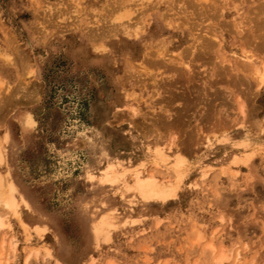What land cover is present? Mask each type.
Listing matches in <instances>:
<instances>
[{"label": "rangeland", "instance_id": "rangeland-1", "mask_svg": "<svg viewBox=\"0 0 264 264\" xmlns=\"http://www.w3.org/2000/svg\"><path fill=\"white\" fill-rule=\"evenodd\" d=\"M261 6L0 0V139L9 135L0 168L26 225L0 207V263L214 264L226 248L220 264H264V81L230 63L247 51L264 67ZM147 146L187 166L176 197L136 196L129 209L118 191L91 182L111 160L150 170ZM234 151L248 159L232 163ZM202 163L212 165L205 177ZM102 201L135 221L95 242L86 208Z\"/></svg>", "mask_w": 264, "mask_h": 264}, {"label": "bare ground", "instance_id": "bare-ground-1", "mask_svg": "<svg viewBox=\"0 0 264 264\" xmlns=\"http://www.w3.org/2000/svg\"><path fill=\"white\" fill-rule=\"evenodd\" d=\"M134 32L137 33V30ZM190 47H188V49ZM188 49H186V50H188ZM145 53H147V52H145ZM150 54H151V52H150ZM179 54H181V52ZM159 55H161L160 59L165 58V54H162L161 51L157 52V56H159ZM175 55H178V54L175 53ZM237 57H238V55H237ZM237 57L235 56V58H237ZM252 57L253 56H251L249 54V52L243 51L240 53V55L238 57L239 59H235L233 57L234 59L231 60V62L230 61L229 62L234 67H236L237 64L240 65L242 67V69L246 68L247 70H249L252 67V70L254 69V71H251V74L253 75V73H254L253 77L256 76L259 80L258 82L262 83L264 81V67L261 66V69L257 68V63H255V61L252 59ZM180 64L189 68V65L186 62H181ZM142 67L143 66H141V68ZM146 72H148V71H146ZM159 74H161V72ZM130 109H131L130 110L131 115H133V116L137 115L138 110L136 107L130 106ZM172 138L174 139L173 136H172ZM8 140H9L8 133H5V135L0 139V164L2 162H5V160H4L5 151L3 150L5 147L3 148L2 145H5V143L8 142ZM169 140H171V139H169ZM170 143L173 144L175 142L172 141ZM245 143H247V142H245ZM245 143L241 141V142H238V145L245 148L247 145ZM207 145H209V144H207ZM145 151L147 153H149L150 155H152V157L150 159H148L151 163L150 170H147L146 167H144V164H146L145 163L146 161L145 162L141 161V162L133 165L132 167L131 166L127 167V166L122 165L123 163L121 164L118 160H111L108 162L107 167L103 171L101 177L97 180L90 179V180H92L91 182L95 183L96 185L108 186L112 190L118 191L121 198L127 202L129 209H131L130 203L132 202V199L136 196L140 197L141 200L144 202L152 201V200L164 202V201H167L168 199L176 197L178 191L181 188H183L184 179L186 177L185 176V170H186L187 166H185L183 159L178 157L176 154H174L173 156H170L169 154H167L163 151L162 147L150 148L147 146L145 148ZM241 153L244 154L245 151H241ZM247 159H248V155H241V154L239 155V152H237V151L233 152L232 163L237 164V163L245 161ZM4 165H5V163H4ZM5 167H7V166H5ZM211 167H212V165H210V164L202 163V166H200V168L198 167L199 168L198 169L199 175L201 177H205L207 175L208 171L211 169ZM162 168L165 169V175H163L162 178H160L158 173L162 172ZM234 171H237V170H234ZM168 174H170V175L167 176ZM171 178H172V180H171ZM19 193L20 192L17 190V187H16V185H15V183H14V181L10 175L9 170L5 169L4 171H2L0 168V207L2 206L4 209L9 211V213H12V215L16 219H18L19 222L22 224L23 228L26 229V225H25L24 221L22 220V218L20 217L19 210H18L20 202H21V197H20ZM86 211L89 215V218H88L89 235H90V238L92 240H94L95 242H98L100 240L107 241L115 229H117L118 227H120L121 225H123L124 223H126L128 221L129 222L135 221V219H133V217H130V215H127V217L120 216L119 213H117L114 209L109 208L105 201H102L101 204H94L91 209L89 207H87ZM3 215L1 214V217H3ZM2 221L0 219V226L4 225V223H2ZM35 229H36L37 233L40 235V237L43 235V232L45 231L44 226H37ZM196 233H198V232H196ZM8 242H9L8 244L11 247V249L13 251H16L17 250V241H15V240L13 241V240L9 239ZM1 243L2 244L4 243L3 239L1 240ZM2 244H1V246H3ZM43 248H45V254L48 257H51L52 254H51L50 250L46 247H43ZM208 248L210 250V253L211 252L214 253L213 252L214 246H213V244H211V242L208 244ZM222 250H223L222 252L219 251V253H220L219 257H217V255H216V257H217L216 261L213 259V262L215 261L214 264H220L223 260V257L225 256L224 252L229 251L230 249L227 250L226 248H224ZM37 252H38L37 249L29 250V254H35L36 255ZM206 253H208V252H206ZM242 254L243 253L236 251V253L234 255L235 259L236 260L240 259ZM28 256H30V255H28ZM28 256H26L25 259H27ZM251 258H254V257H251ZM251 264H253V263L251 262Z\"/></svg>", "mask_w": 264, "mask_h": 264}]
</instances>
